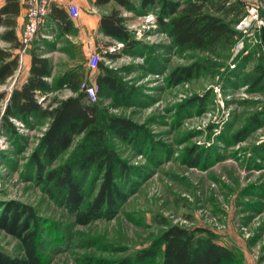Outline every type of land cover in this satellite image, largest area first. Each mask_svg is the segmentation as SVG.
<instances>
[{"label": "rangeland", "instance_id": "374dc122", "mask_svg": "<svg viewBox=\"0 0 264 264\" xmlns=\"http://www.w3.org/2000/svg\"><path fill=\"white\" fill-rule=\"evenodd\" d=\"M244 2L248 14L227 59L180 53L155 16L126 17L138 45L129 53L116 44L118 57L104 63L134 93L123 102L105 89L97 106L101 125L115 128L124 119L136 126L130 141L108 131L132 170L118 181L126 196L118 213L89 226H77L56 188L39 178L33 157L47 124L13 120L19 136L11 134L3 116L15 80L0 85V93H8L0 105V216L13 204L34 209L41 221L43 264L134 259L159 240L166 225L208 229L234 252L237 264H264V79L254 83L256 70L264 67V0ZM203 60L208 67L173 82L180 68ZM78 142L46 165L44 175L70 162ZM100 182L94 172L88 174L87 201L96 197ZM0 251L24 256L19 240L1 229Z\"/></svg>", "mask_w": 264, "mask_h": 264}, {"label": "trees", "instance_id": "16d2710c", "mask_svg": "<svg viewBox=\"0 0 264 264\" xmlns=\"http://www.w3.org/2000/svg\"><path fill=\"white\" fill-rule=\"evenodd\" d=\"M97 0L98 6L112 2L134 13L155 14L158 28L170 38L180 53L201 52L216 59H227L236 44L237 27L247 16L244 0ZM148 10V11H147ZM20 14L17 0H9L0 10V34L2 42L10 48L0 47V85H7L14 77L20 58L12 50L19 49L16 37V17ZM121 11L114 9L102 18L103 33L124 45V52L131 53L138 45L127 26ZM114 61L117 54L106 53ZM208 60L190 68H180L173 74V82H184L193 73L208 67ZM103 75L96 81L99 98L107 89L123 102L129 100L134 91L117 70L105 63L99 65ZM53 67L49 59L35 55L31 77L22 86L10 92L3 121L7 130L19 136L13 120L29 124L32 120L44 121L46 130L41 138L39 150L34 155L39 178L47 186H53L60 200L74 214L77 226L86 227L100 216L112 217L119 204L126 200L118 181L126 176L131 167L122 159L109 139L112 130L115 138L130 141L136 126L124 119L116 120L115 128L100 124L101 111L98 103L92 104L81 92L82 81L76 73L65 74L56 84L46 79L52 76ZM254 83L264 79V67L256 70ZM70 89L75 95L66 99L58 92ZM57 92V93H56ZM55 94V95H54ZM7 92L0 93V105ZM77 150L73 159L60 167L46 172V165L55 163L75 143ZM99 176L100 185L95 198L87 201L85 182L88 174ZM44 175V178H43ZM167 230L152 247L140 251L136 257L124 258L115 264H237L234 252L219 244L217 236L208 229H187L178 225H166ZM0 229L21 243L23 257H12L0 251V264H43L40 255L41 221L34 209L18 204L5 207L0 216Z\"/></svg>", "mask_w": 264, "mask_h": 264}, {"label": "crops", "instance_id": "0c3cea01", "mask_svg": "<svg viewBox=\"0 0 264 264\" xmlns=\"http://www.w3.org/2000/svg\"><path fill=\"white\" fill-rule=\"evenodd\" d=\"M20 4V14L16 17L15 32L18 41L23 31L26 9L25 0H17ZM138 6L139 1L135 0ZM9 0H0V10L3 9ZM97 0H52L51 14L49 15L45 27L41 31L39 38L24 53L21 49H14V55L19 56V68L10 80H15L14 88L22 86L31 77L33 58L35 55L47 58L53 67L52 76L46 80L50 83L61 79L65 74L76 73L83 82L98 85L96 82L100 75H103L100 68L91 70L89 68V57L92 53H99L104 58L106 53L116 54L114 51L117 45H124L110 39L101 28L102 18L109 15L114 9L121 11L123 17L131 14H141L127 11L114 2L98 6ZM78 6L80 14L77 19H72L69 13V4ZM108 8H111L110 10ZM148 11V10H147ZM143 16H155L149 11ZM5 28L0 29V34ZM1 41V40H0ZM2 42V41H1ZM2 48H10L11 45L2 42ZM112 61V60H111ZM106 65V64H105ZM107 66V65H106ZM110 69H113L110 67ZM18 81V83L16 82ZM82 92V90H80ZM57 93V92H56ZM55 95V94H54ZM62 99L69 98L75 94L70 89H63L58 92Z\"/></svg>", "mask_w": 264, "mask_h": 264}, {"label": "built area", "instance_id": "2783aa9c", "mask_svg": "<svg viewBox=\"0 0 264 264\" xmlns=\"http://www.w3.org/2000/svg\"><path fill=\"white\" fill-rule=\"evenodd\" d=\"M51 6L52 0H25V23L19 39L21 52L27 51L39 38L46 22H48ZM68 9L72 19L79 17L80 11L76 4L70 3ZM102 61L103 58L99 53H92L89 57V68L97 70ZM81 90L87 95L86 97L90 103L96 104L99 102V86L83 82Z\"/></svg>", "mask_w": 264, "mask_h": 264}, {"label": "water", "instance_id": "95a60500", "mask_svg": "<svg viewBox=\"0 0 264 264\" xmlns=\"http://www.w3.org/2000/svg\"><path fill=\"white\" fill-rule=\"evenodd\" d=\"M244 24H242V26H243Z\"/></svg>", "mask_w": 264, "mask_h": 264}]
</instances>
